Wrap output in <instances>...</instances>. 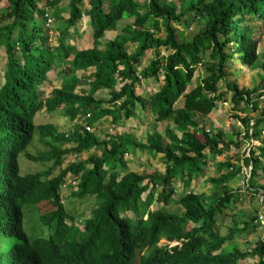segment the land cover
<instances>
[{
	"label": "trees",
	"instance_id": "16d2710c",
	"mask_svg": "<svg viewBox=\"0 0 264 264\" xmlns=\"http://www.w3.org/2000/svg\"><path fill=\"white\" fill-rule=\"evenodd\" d=\"M60 1L8 0V6L0 11V23L8 20L0 26V47L8 57L6 81L0 88V248H6L12 234L21 238L18 246L11 242L5 252L0 249V264H136L138 256L140 264H238L249 255H257V264H264V236L250 251L224 250L237 234L254 227L258 216H251L242 226L235 223L225 235L217 229L218 216L239 198L228 183L244 165L251 167L246 189L264 197V184L259 182L264 176V85L241 87L229 80L233 71L227 74L225 69L230 57L243 66H253L258 59L257 41L244 23L249 16L264 23V0H184L180 10L175 2L165 0L144 4L108 0V10L105 0H87L84 11L85 0H69L68 18H63L62 9L55 10L61 38L56 46H50L45 37L49 19L45 7H55ZM191 13L204 20V27L190 37L179 38L175 24H183ZM84 14L91 21L93 46L78 49L66 37ZM124 19L128 23L121 33L103 44L106 33L117 30ZM130 44L135 46L133 52L128 50ZM162 49L168 53L162 55ZM148 51L154 56L138 72ZM199 67L208 71L195 82ZM53 68L59 69L61 86L46 100L48 112L61 110L72 120L91 114L92 126L106 116L121 124L136 117L140 106L154 115V130L145 141L127 133L107 140L89 131L75 133L71 136L76 143L74 152L102 147L101 154L72 161L51 178L68 151L61 149L66 137L53 124L36 125L35 117L43 107L40 86ZM140 77L159 83L148 101L137 93ZM263 80L264 64L261 83ZM222 81L227 92L221 89ZM86 85L88 89L79 93ZM104 90L109 98L97 97ZM228 91L236 110L261 112L236 115L243 128L236 137L251 144L249 154L243 156L241 165L231 160L215 162V174L206 178L215 191L207 197L193 191L191 184L204 175L208 161H215L233 142L225 141L222 131L210 132L199 117L216 109ZM160 123L167 124L164 133L158 130ZM36 130L50 149L37 156L25 155L36 162L53 161L54 166L22 174L19 156L33 142ZM137 150L162 155L164 172L129 170L124 154ZM69 173L79 179L73 198L95 197L91 218L84 222L85 231L59 205L60 185ZM176 182L184 187L179 195ZM40 202L58 209L39 216L52 233L31 246L20 234L24 231L23 210ZM173 203L180 206L179 211H169L168 205ZM163 238L182 239L183 243L160 248Z\"/></svg>",
	"mask_w": 264,
	"mask_h": 264
},
{
	"label": "rangeland",
	"instance_id": "374dc122",
	"mask_svg": "<svg viewBox=\"0 0 264 264\" xmlns=\"http://www.w3.org/2000/svg\"><path fill=\"white\" fill-rule=\"evenodd\" d=\"M141 4H144L148 0H138ZM166 2H175L178 5V10L184 5V0H165ZM69 0H61L60 3L55 6L48 8L45 7L47 13L49 15L48 18L51 21H47L45 24L47 29V37L48 43L50 46H56L59 43L61 38L59 32V21L54 17L55 10L60 8L63 10L62 16L63 18L69 17V10H68ZM8 6V0H2L0 2V11ZM105 9L108 10V0H105ZM88 4L87 0L82 3V9L87 10ZM86 13V12H85ZM8 23L4 21L0 26H3ZM128 23V20L124 19L123 21L119 22L118 29L115 31L107 32L105 38L102 39V43L104 44L105 41L113 39L117 34L121 33L122 27ZM204 20L199 19L195 13H191L184 18L183 24L177 23L175 26L178 28V35L179 38L182 37H190L192 34L198 32V30L204 27ZM248 25L252 29L253 36L252 38L257 41V52H258V59L255 61L253 66H243L230 57L226 60L225 69L228 72L233 71L230 81H236L237 84L241 87H256L261 84L264 85V80L261 83L262 75H263V64H264V23L258 20L255 17L249 16L247 22L244 23ZM14 38H16V34H14ZM67 42L71 45H74L78 49H85L91 48L93 46V29L91 27V21L88 15L84 14L80 20L77 21V24L74 27L70 28L69 34L67 35ZM135 46L130 44L128 45L129 52L134 51ZM168 51L166 49H162L161 54H167ZM154 54L152 51H148L143 58V62L141 65V69L138 70L140 72L143 68H145L150 60L153 58ZM210 60L213 62L214 59L208 56ZM8 61L6 51L3 47H0V67L2 70V77L3 72L5 70V65ZM207 69L205 67H199L198 70L195 72L194 81L196 82L200 78L207 73ZM59 69H52L48 74L47 82L42 86L44 90L40 89V94L45 92L46 97L50 95L51 91L55 87H59L61 85V79L58 74ZM90 72V71H89ZM81 73L79 74H86L88 73ZM3 84H0V86ZM221 89L226 90L225 82H221ZM120 87V84L118 85ZM159 88V83L155 80H146L145 78L141 79L139 83H137V93L145 100L148 101L150 96L154 94ZM88 86H83L78 89L80 93L82 90H87ZM227 92V90H226ZM108 91H100L97 94V97H105L106 99L109 98ZM232 93L228 91L227 97L220 101L216 107L208 116H201L199 120L201 121L202 125L206 127V129L210 130V132L216 133L218 131H222L224 133V140H232L233 145L225 151L224 154L221 156H217L215 161L210 159L208 164L205 167V172L203 176L198 177L195 179L191 184V189L197 193H203L207 197L215 191V188L206 181V178L211 177L216 172L215 162L219 161H226L231 160L234 164L241 165L243 163V156L248 154L250 151L251 144L248 141H243L242 136L240 138L236 137L237 133L243 131L241 122L236 115L244 117L247 113H250L251 116H256L260 114L261 110L258 112L248 111L241 112L234 108V104L231 101ZM180 101V100H179ZM178 101V103H179ZM181 105V103H179ZM36 124H45L50 123L53 124L58 128V131L62 134L68 133V137L66 138V142L61 144V149L68 151L63 153L62 156V164L58 165L53 170V175H58L63 171L67 166H69L71 161L74 160H81L86 158L89 154L82 153L80 158H76L75 153L72 150L74 146L73 140L71 135L75 134V132L80 133L83 132L84 129L88 128V120L85 117H78L75 120H72L69 116L63 115L61 111L49 113L45 110H42L40 114L35 117ZM155 126V117L151 113V111H144L138 106L137 115L131 119L126 120L124 123L115 124L109 117H104L100 121H97L94 126L90 129L95 135H97L101 140L107 138L112 135L122 134L124 133H131L135 134L139 140H145L146 135L154 130ZM167 124L160 123L158 125V130L162 133L165 132ZM176 132V131H174ZM67 135V134H66ZM35 139L34 141L28 146L27 152H30L34 155H38L42 151H49V146L43 143L40 140V132L36 130L35 132ZM85 136V135H83ZM236 143L238 145H236ZM253 144H257L254 141ZM101 148H92L89 153L90 155H97L101 154ZM25 152H22L19 156V163L20 169L22 174L27 173H34L41 170H46L53 166V161L49 162H34L30 161ZM130 155V154H129ZM129 161V169L135 170L141 173H152L154 171L164 172L165 170V161L164 157L159 154H151L149 152H142L138 151L133 153L132 156L127 158ZM249 168L243 167V171L237 175V177L231 181L229 186L236 191V194L239 196L237 201L233 202L231 206L225 209V212L218 216L217 222V229L221 232V234L225 235L229 232V229L233 227L235 223H238L240 226L247 220L251 219L253 215H261L264 217V200H260V195H255L249 190L246 189L247 187V177ZM73 179L70 175L65 177V181L62 185L63 188V198L65 199V207L66 210L74 214V223L79 226L80 228L84 229V222L86 218H90V213L92 208L95 204V197H87L82 200H78L73 198L72 192L75 190L76 186L73 185ZM259 182L264 184V176L259 177ZM177 192L176 195H179L183 190L184 187L181 183L176 182ZM175 195V196H176ZM55 207L50 204H44L41 206L42 210L50 211ZM154 208H157V205H154ZM73 209V210H71ZM168 209L170 212H175L180 210V206L177 204H170L168 205ZM71 210V211H70ZM41 213L37 208H28L26 210V217L25 222L35 230L30 233L32 238L37 236H44L48 237L49 230L46 226L37 223L39 218L38 214ZM42 223V222H41ZM264 229V224L260 222L258 227H251L248 231L243 232L241 234H237L235 238L228 242L225 247L226 250H231L232 248H238L240 251H248L253 248L259 239V231ZM231 243V244H229ZM160 244H165V241L162 240ZM139 262V257L137 260V264ZM257 257H249V258H242L238 262V264H256Z\"/></svg>",
	"mask_w": 264,
	"mask_h": 264
},
{
	"label": "clouds",
	"instance_id": "9594fccd",
	"mask_svg": "<svg viewBox=\"0 0 264 264\" xmlns=\"http://www.w3.org/2000/svg\"><path fill=\"white\" fill-rule=\"evenodd\" d=\"M4 9V8H3ZM49 21H51V19L49 18L48 19ZM47 20V21H48ZM2 23H0V25H1ZM47 25H48V23H47ZM4 26V25H3ZM16 35H17V33H16ZM15 39V38H14ZM4 48V47H3ZM5 49V48H4ZM6 51V50H5ZM8 58V57H7ZM8 62V61H7ZM6 65H7V63H6ZM6 65H5V67H6ZM54 69V68H53ZM50 72V71H49ZM49 74V73H48ZM2 77V70H1V67H0V84L2 83V80H3V84L0 86V88L4 85V83H5V81H6V78H5V70H4V72H3V78H1ZM141 78V77H140ZM142 79V78H141ZM140 79V80H141ZM47 80H48V78H47ZM47 80L43 83V85L47 82ZM43 85H41L40 86V89H42V90H44V87H42ZM61 86V85H60ZM59 86V87H60ZM55 88H57V87H55ZM55 88H53L52 89V91L55 89ZM40 89H39V92H40ZM52 91H51V93H50V95L49 96H47L46 97V95H45V92L44 93H42V94H40L39 95V97H40V100L43 102V107L41 108V110L39 111V113L38 114H40L41 112H42V110H45V111H47L48 112V110H47V105H46V100L48 99V97H51L52 96ZM59 111H61V110H59ZM56 112H58V111H56ZM62 112V111H61ZM50 113V112H49ZM53 113V112H52ZM37 114V115H38ZM37 115H36V117H37ZM78 117H85V118H87V120H88V124H87V126H88V128H86V129H84V131L83 132H81V133H85L86 131H89V132H91L90 131V129L92 128V126H94V124L91 126V125H89V118L91 117V114H85L84 116H78ZM77 117V118H78ZM106 117H109V116H106ZM109 118H111V117H109ZM101 119H103V118H101ZM100 119V120H101ZM131 119V118H130ZM100 120H98V121H100ZM112 120V119H111ZM126 121V120H125ZM124 121V122H125ZM123 122V123H124ZM45 124H50V123H45ZM45 124H36V125H45ZM56 127V126H55ZM57 128V127H56ZM57 130H58V128H57ZM75 133H77V132H75ZM62 134V133H61ZM67 134V135H66ZM64 136L67 138L68 137V133H66ZM122 134H124V132L122 133ZM127 134H131V133H127ZM118 135V134H117ZM131 135H134L135 137H136V139L139 141V139L137 138V136L135 135V134H131ZM72 136V135H71ZM111 136H116V135H112V134H110V136L109 137H111ZM36 137V136H35ZM35 137H34V139H35ZM109 137H107V138H105V140H107V139H109ZM40 140L42 141V137H41V134H40ZM34 141V140H33ZM143 141H145V140H143ZM43 142V141H42ZM44 143V142H43ZM73 143H74V145H76V143L73 141ZM48 149H50V147L48 148ZM138 151H141V150H137L136 152H138ZM45 152H47V151H45ZM136 152H131V151H129V152H125V154H124V156H125V160H126V162H127V165H128V169H129V161L127 160V158H129V156H132L133 155V153H136ZM142 152H147V151H142ZM25 153H27V151H25ZM30 153V152H29ZM82 153H88L89 155H90V153H89V151H84V152H82ZM82 153H75V156L74 157H76V158H80L81 157V155H82ZM32 154V153H31ZM40 154V153H39ZM38 154V155H39ZM130 154V155H129ZM249 154V153H248ZM34 155V154H33ZM88 155V156H89ZM37 156V155H36ZM87 156V157H88ZM86 157V158H87ZM85 159V158H84ZM84 159H81V160H84ZM30 161H32V160H30ZM74 161H79V160H74ZM34 162H36V161H34ZM72 162V161H71ZM70 162V163H71ZM53 166H54V162H53ZM52 166V167H53ZM55 168V167H54ZM250 170H251V167L249 168ZM47 170V169H46ZM54 170V169H53ZM129 170H131V169H129ZM250 170H249V172H248V177L247 178H249V176H250ZM42 171V170H41ZM133 171H135V170H133ZM39 172V171H38ZM35 173V172H34ZM122 173L124 174L125 173V171H122ZM28 174V173H27ZM68 175H70V177L74 180L73 181V185H75L76 186V188H75V190L72 192V194L74 193V192H76L77 190H78V185H79V179H77V178H75L72 174H67V176ZM54 176H56V175H53L52 174V176H51V178L52 177H54ZM64 181H65V178L63 179V182H62V184L60 185V197H59V205H61L62 207L64 206V208H65V210H66V207H65V199L63 198V188H62V185H63V183H64ZM248 188V187H247ZM260 200L261 201H263L264 200V197H263V195H260ZM44 204H48V205H50V203H47V202H40V203H38V204H36V205H32V204H30V205H27L25 208H24V210H23V213H24V218H23V232H20V234L23 236V235H25L26 236V238H28V240L30 241V244H31V246H36V244L38 243V239H40V238H44V239H48L49 237H50V235H51V233H52V231L48 228V230H49V235H48V237H44V236H37V237H35V238H32L31 236H30V233L31 232H33L35 229L34 228H32L31 226H29L28 224H27V222H25V217H26V210L28 209V208H31V207H33V208H37V209H39V211L41 212V213H37L38 214V218H39V216L41 215V214H43V213H47V212H49V211H47V210H42L41 209V206L42 205H44ZM53 205V204H52ZM54 206V205H53ZM56 206V207H55ZM54 207V209H52V210H50V211H53V210H55V209H58V206L57 205H55ZM64 210V211H65ZM71 210H73V209H71ZM70 210V211H71ZM67 212L70 214V216H71V218L72 219H75L74 218V214H72L71 212H69L68 210H67ZM256 215V214H255ZM257 216V215H256ZM90 218H91V213H90ZM86 219H88V218H86ZM85 219V220H86ZM71 220H70V218L67 220V224L68 225H70L71 226ZM74 222V221H73ZM260 222L261 223H263L264 224V217L263 216H261V215H258V219H256L255 221H254V224H255V226L256 227H258L259 226V224H260ZM37 223H39V224H42L41 223V220H40V218H39V220H38V222ZM75 224V223H74ZM43 225V224H42ZM76 225V224H75ZM45 226V225H44ZM77 226V225H76ZM81 230H83V231H85L86 229H85V227H84V229H82V228H80ZM258 236H259V239H261L263 236H264V229L263 230H260L259 231V234H258ZM21 239V238H20ZM20 239H18V238H16L15 236H14V234H12L10 237H9V239L6 241V248H7V245L9 244V243H11V242H16V244H15V246H18V241L20 240ZM258 239V240H259ZM162 240H164L165 241V244H160L161 243V241ZM257 240V241H258ZM182 239L181 240H178V239H176V240H173V241H169V240H167V239H165V238H163V239H161L160 241H159V243H158V246L160 247V248H169V249H171V248H173V247H175V246H181L182 245ZM257 243V242H256ZM231 244V243H230ZM226 245H228V244H226ZM226 245L224 246V250H226L225 249V247H226ZM255 246H256V244H255ZM254 246V247H255ZM253 247V248H254ZM6 248H3V247H1L0 249L2 250V251H6ZM253 248H251L250 250H252ZM234 249H236V248H232L231 250H226V251H232V250H234ZM250 250H248V251H250ZM242 252H244V251H242ZM249 256H251V255H249ZM249 256H247V257H245V259L246 258H249ZM139 257V262H138V264H140V261H141V259H140V256H138ZM255 257H257V262L259 261V258H258V256L256 255V256H254V258ZM263 259H264V257H263ZM137 260H138V258H137ZM137 260H136V264H137ZM55 261V260H54ZM54 261H52V263L54 262ZM257 262H256V264H257Z\"/></svg>",
	"mask_w": 264,
	"mask_h": 264
}]
</instances>
